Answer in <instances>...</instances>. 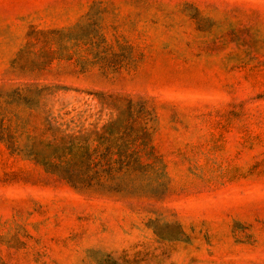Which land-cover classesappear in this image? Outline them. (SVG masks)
Segmentation results:
<instances>
[{"label": "rangeland", "instance_id": "1", "mask_svg": "<svg viewBox=\"0 0 264 264\" xmlns=\"http://www.w3.org/2000/svg\"><path fill=\"white\" fill-rule=\"evenodd\" d=\"M33 29L67 30L41 72L13 65ZM26 81L84 126L96 92L146 101L166 188L78 191L0 142V264H264V0H0V82Z\"/></svg>", "mask_w": 264, "mask_h": 264}, {"label": "trees", "instance_id": "2", "mask_svg": "<svg viewBox=\"0 0 264 264\" xmlns=\"http://www.w3.org/2000/svg\"><path fill=\"white\" fill-rule=\"evenodd\" d=\"M66 32L31 30L13 65L43 71L61 57L63 48L54 39ZM95 45L87 44L81 53ZM36 46L37 57L24 61L22 53ZM61 88L38 81L0 82V142L9 153L32 160L78 191L159 197L166 188L165 164L152 141L153 109L147 102L130 94L96 92L109 118L84 126L74 116L67 118L70 112L58 97Z\"/></svg>", "mask_w": 264, "mask_h": 264}]
</instances>
